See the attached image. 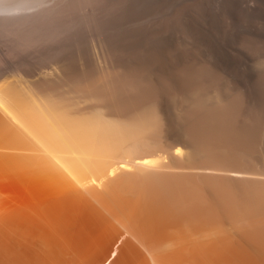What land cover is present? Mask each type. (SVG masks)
I'll return each mask as SVG.
<instances>
[{
  "label": "bare ground",
  "instance_id": "6f19581e",
  "mask_svg": "<svg viewBox=\"0 0 264 264\" xmlns=\"http://www.w3.org/2000/svg\"><path fill=\"white\" fill-rule=\"evenodd\" d=\"M129 1L0 0V112L10 120L0 113V264H264V169L238 174L247 151L264 159L263 109L239 100L249 124L227 131L193 119L188 137L210 160L196 175L162 178L167 158L149 141L155 117L71 115L3 88L81 92L107 77L100 96L120 113L182 92L192 69L157 73L156 52L120 57L138 52L115 43L108 19H122ZM86 35L100 44L93 64L73 56Z\"/></svg>",
  "mask_w": 264,
  "mask_h": 264
},
{
  "label": "rangeland",
  "instance_id": "374dc122",
  "mask_svg": "<svg viewBox=\"0 0 264 264\" xmlns=\"http://www.w3.org/2000/svg\"><path fill=\"white\" fill-rule=\"evenodd\" d=\"M129 2L133 3L127 4L124 8L128 9L127 6H132L131 10L125 9V12L129 11L127 14L119 13L125 14L122 16L123 20L118 16L110 19L111 21L108 19L110 31L104 25L108 32L114 34L112 35L115 36V39L113 38L115 43L122 44L126 51L128 49L131 52L136 53V50L138 52L137 57L136 54L135 56L128 54V51L126 52L128 58L123 54L120 57L130 62L134 59L138 61L139 58L147 59L146 54L150 55L149 60L156 52L158 56L154 55L153 67L154 69L156 67L157 73L158 70L161 72L165 70L169 71L167 74L174 75L176 71L173 69H192L195 74V76L192 74L195 77L192 78L193 80L182 75L186 80L184 83H188V86L184 84L187 88L182 87L183 90L185 89L182 90L183 94L181 91L179 93L170 91V94L165 92L157 103L146 102L139 108L120 113L106 98L100 96L104 87L112 82L107 77L97 86L81 92H75L59 83L56 89L44 93L36 92L38 82L25 84L7 80L9 83L3 82L2 86L20 95L22 100L30 102L32 98H39L45 103L62 107L71 115L99 113L106 118L120 121H140L138 119L148 121L155 117L156 123L155 121L153 123L156 126L154 124L155 127L152 126L154 129L149 131L151 133H149V141L167 158V166L158 171L159 175L165 178L191 168H193L192 173L196 175L201 166L205 165L204 162L210 160L207 158L212 154L189 139L187 131L190 126L192 127L193 119L207 116L210 120L213 119L215 126L225 128L224 131H227L228 126L240 129L246 125L245 121L248 122L242 115L243 111L241 114L238 110L242 104L239 100L244 97V107L250 110L253 107L264 110V0H130ZM82 39L83 42L82 40L79 42L80 48L77 47L73 56L82 63L93 64L100 57L98 48L100 44L97 45V39L93 35H86ZM157 59L158 64H156ZM165 71L163 73H166ZM2 117L10 122L4 114ZM262 144L264 146V140ZM225 151H217L220 152L217 154L220 156ZM250 151L245 154L247 157L243 161L244 164L242 163L243 170L236 172L235 175L241 173L240 175L243 176V173L248 175L252 172L254 175L258 172L259 175V172H263L264 159L258 155V152L257 154L253 150ZM226 154L228 155V151ZM227 155H221V158ZM246 165L250 167L247 168ZM254 166L258 171L250 170ZM232 173L230 171V174Z\"/></svg>",
  "mask_w": 264,
  "mask_h": 264
}]
</instances>
